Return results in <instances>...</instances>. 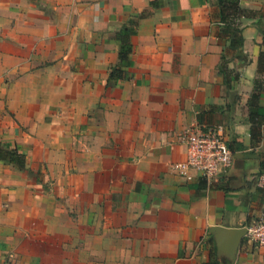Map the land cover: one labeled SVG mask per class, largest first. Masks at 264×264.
Returning <instances> with one entry per match:
<instances>
[{
    "label": "crops",
    "instance_id": "obj_1",
    "mask_svg": "<svg viewBox=\"0 0 264 264\" xmlns=\"http://www.w3.org/2000/svg\"><path fill=\"white\" fill-rule=\"evenodd\" d=\"M237 1L0 0V264H264L212 230L264 211V0ZM195 123L232 154L211 181L170 169Z\"/></svg>",
    "mask_w": 264,
    "mask_h": 264
},
{
    "label": "built area",
    "instance_id": "obj_2",
    "mask_svg": "<svg viewBox=\"0 0 264 264\" xmlns=\"http://www.w3.org/2000/svg\"><path fill=\"white\" fill-rule=\"evenodd\" d=\"M175 141L184 147L185 158L171 164L170 169L187 180L192 178L191 171H194L199 177L211 181L231 164L232 154L219 124L205 126L195 123L178 132ZM255 182L264 193V172L255 176ZM244 228L246 238L256 246L264 247V211Z\"/></svg>",
    "mask_w": 264,
    "mask_h": 264
},
{
    "label": "trees",
    "instance_id": "obj_3",
    "mask_svg": "<svg viewBox=\"0 0 264 264\" xmlns=\"http://www.w3.org/2000/svg\"><path fill=\"white\" fill-rule=\"evenodd\" d=\"M218 8L219 18L222 22H226L229 18L234 16V14L240 11L237 0H218ZM0 159L21 162L24 159V155L15 147H12L5 150L0 149Z\"/></svg>",
    "mask_w": 264,
    "mask_h": 264
},
{
    "label": "water",
    "instance_id": "obj_4",
    "mask_svg": "<svg viewBox=\"0 0 264 264\" xmlns=\"http://www.w3.org/2000/svg\"><path fill=\"white\" fill-rule=\"evenodd\" d=\"M212 230H222L224 232H227L229 234H231L233 237H235L237 235V237L241 234H244L245 232V228H222V227H217V228H213ZM235 239H233L232 242H230V244L224 249L225 252L230 253L233 249V245L235 244Z\"/></svg>",
    "mask_w": 264,
    "mask_h": 264
}]
</instances>
